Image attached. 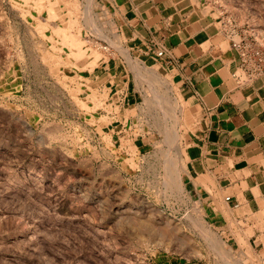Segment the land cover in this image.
<instances>
[{
    "label": "rangeland",
    "instance_id": "1",
    "mask_svg": "<svg viewBox=\"0 0 264 264\" xmlns=\"http://www.w3.org/2000/svg\"><path fill=\"white\" fill-rule=\"evenodd\" d=\"M52 1L0 0V264H264L263 211L233 219L215 183L203 186L217 218L228 221L222 230L196 199L186 149L198 105L175 84L187 110L162 117L149 74L137 80L125 54L142 68L174 73L155 55L132 53L115 0ZM65 2L76 4L74 14ZM205 4L206 13L231 17L264 45V0ZM101 6L113 13L118 35L101 40L110 48L99 69L112 77L109 90L96 70L101 56H86L85 28ZM68 15L76 22L66 31L80 36L83 57L69 55L54 32ZM214 42L229 50L222 35Z\"/></svg>",
    "mask_w": 264,
    "mask_h": 264
},
{
    "label": "crops",
    "instance_id": "2",
    "mask_svg": "<svg viewBox=\"0 0 264 264\" xmlns=\"http://www.w3.org/2000/svg\"><path fill=\"white\" fill-rule=\"evenodd\" d=\"M205 2L115 0L120 29L132 53L150 59L151 48L164 46L162 63L199 107V122L189 134L186 153L196 178V199L207 204L213 223L222 229L228 221L217 218L220 210L213 199L207 201L213 197L203 186L215 183L214 191L224 194L233 219L247 221L251 214L259 219L263 211L259 220H264V76L237 84L232 76L235 55L229 44L228 51L218 50L214 40L221 35Z\"/></svg>",
    "mask_w": 264,
    "mask_h": 264
},
{
    "label": "bare ground",
    "instance_id": "3",
    "mask_svg": "<svg viewBox=\"0 0 264 264\" xmlns=\"http://www.w3.org/2000/svg\"><path fill=\"white\" fill-rule=\"evenodd\" d=\"M52 3H57V2H54V0H53ZM52 3H51V5H52ZM66 5H67V3H66ZM67 6L69 7L70 5H67ZM70 7L72 8L71 12L73 13L74 12L73 8L76 7V4H75V7H73V6H70ZM101 7L102 8H99L98 10H94V12H93L97 16L94 24L88 25L85 28L86 38H87L86 42L92 48V50L90 49V51H89L90 55L87 54L86 56H88L89 60L93 59L94 58L93 55L96 54L94 51L97 52V55L99 54L101 56L100 60H99L100 62L98 64V66L96 67V70L100 74V76L104 78V80L101 83H104L105 84L104 87L107 90H109L111 88L110 85L113 82L112 77H109V74H106V73L99 70V69H102L103 67H106L107 61H106L104 53L102 52V49L108 48V46H105V45H103V43H101V40L102 39H109L108 31L111 35L115 34V37L118 35L116 34L117 29H116V26H114V16H113V13H111L110 8H108L107 6H105V7L101 6ZM54 8H53V10H54ZM67 11L70 12L69 8ZM68 12H66V13L68 14ZM71 12H70V14L72 15ZM56 15L57 14H55L54 16L57 17ZM71 15L63 16L61 27H59V28L57 27L56 28L57 30L54 32L58 31L59 34H57L58 33L57 32L56 33L57 35H60V33H62L63 36L61 37V39L63 40L64 46L69 48V50H70L69 55L74 54L75 56L77 55V56L83 57L85 55L84 50H86L87 48L82 50V48H83L82 43L83 42L81 43L82 40L80 41V38H79L80 36L78 37L77 34H75L74 32H73L74 34L69 33L70 29L68 30L69 32L66 31V29L73 27L72 25L76 22L75 20H74L75 22L73 21L72 17L70 18ZM48 16H50V15H48ZM69 25H71V26L69 27ZM91 27H93V28H91ZM61 43H62V41H61ZM112 43H115V42H112ZM125 55H126L127 63L129 65V67L131 68V70L134 72L137 80L138 79H146L147 75L149 74L148 77H150V78H148V82L151 85V93L154 97V101H155L158 109L160 110V112L162 114V117L169 118V117L176 116L178 118L179 113H181V115L184 117V114H185V111L187 110L188 105H187V102L185 101V99L183 98V96L181 95V92L179 90L174 89V87H176L175 86L176 83L174 81V78L172 76H170L169 74L164 73L165 71L159 70L156 67H143L142 68L138 63H136L134 60H132V57L128 52H126ZM167 75H169V76H167ZM164 76H167V77H164ZM156 80H160L159 83L166 85L167 89L166 90H160V88L156 84ZM168 86H171V87H168ZM97 89H98V86H97ZM93 98H95V97H93ZM104 98H103L102 106L105 104ZM185 104H186V106H185ZM131 113H132V115H134L132 112V109L130 110V108L129 109L127 108L126 114L131 115ZM109 120H111V119H109ZM111 123H113V122H111ZM177 141L180 144V135L177 137Z\"/></svg>",
    "mask_w": 264,
    "mask_h": 264
},
{
    "label": "built area",
    "instance_id": "4",
    "mask_svg": "<svg viewBox=\"0 0 264 264\" xmlns=\"http://www.w3.org/2000/svg\"><path fill=\"white\" fill-rule=\"evenodd\" d=\"M218 32L228 42L231 49L238 54V66L233 70L232 76L238 85H247L264 76V45L259 41L253 30L243 28L231 17H215ZM107 49H110L109 47ZM158 58H163L166 48L153 47L150 49ZM230 200V196L226 197Z\"/></svg>",
    "mask_w": 264,
    "mask_h": 264
}]
</instances>
